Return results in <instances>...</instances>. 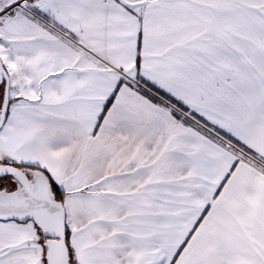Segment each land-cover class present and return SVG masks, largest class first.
Wrapping results in <instances>:
<instances>
[{"label":"snow or ice","instance_id":"obj_1","mask_svg":"<svg viewBox=\"0 0 264 264\" xmlns=\"http://www.w3.org/2000/svg\"><path fill=\"white\" fill-rule=\"evenodd\" d=\"M0 264H264V0H0Z\"/></svg>","mask_w":264,"mask_h":264}]
</instances>
